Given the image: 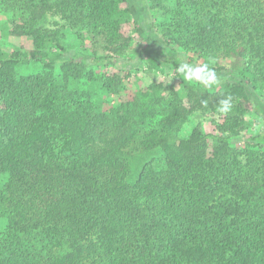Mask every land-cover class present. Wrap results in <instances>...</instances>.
I'll use <instances>...</instances> for the list:
<instances>
[{
    "label": "trees",
    "instance_id": "trees-1",
    "mask_svg": "<svg viewBox=\"0 0 264 264\" xmlns=\"http://www.w3.org/2000/svg\"><path fill=\"white\" fill-rule=\"evenodd\" d=\"M6 1L9 36L31 50L0 49V264H264V136L235 146L252 113L264 120V0ZM130 23L149 69L194 58L219 89L153 84L103 111L124 80L90 66L125 56ZM27 64L45 74L18 75ZM197 115L214 130L181 137Z\"/></svg>",
    "mask_w": 264,
    "mask_h": 264
},
{
    "label": "rangeland",
    "instance_id": "rangeland-1",
    "mask_svg": "<svg viewBox=\"0 0 264 264\" xmlns=\"http://www.w3.org/2000/svg\"><path fill=\"white\" fill-rule=\"evenodd\" d=\"M10 3V2H9ZM8 1L0 0V49L3 53L10 55L14 51H20L21 53H28L31 50L30 41L25 38H15L8 34L10 29L9 22L11 21V14L8 12ZM19 16V13L17 14ZM159 17L158 14H154V20ZM18 21V19H17ZM47 29H59L65 34V45L68 46L70 51H79L86 54H90L91 47L87 41H83L74 35L72 31L65 25L59 17L49 15L44 24ZM123 34L131 40L130 49L123 57H115L103 66L91 65L90 68L96 70L100 74L112 78L118 76L124 80V90L117 96L112 95H99L96 99L99 107L103 111H108L109 108L118 105L123 102H130L135 93L145 91L150 85L162 84L163 86H170L175 90H180L182 84H194L198 85L201 90H215L219 89L218 86L205 84L200 81L185 80L183 75L176 69H161L160 71L155 69H149V59L142 55V50L145 47V43L134 32V26L132 23L126 24L122 27ZM143 56V57H142ZM194 62V66L200 65V62L191 58ZM127 61V63H126ZM92 62V61H90ZM129 62V64H128ZM138 62V64H137ZM131 64H137L138 69H132ZM230 61L222 63V66L228 71L230 68ZM58 66V65H57ZM45 74L42 67L36 64H27L22 66L18 70V75L21 76H33L38 77ZM129 74V77L127 75ZM60 71L56 70L54 78L60 81ZM223 81H227L226 76L222 78ZM258 95L264 102V91H257ZM216 118L210 115H197L191 119L190 124L183 127L180 132L181 137H188L191 128L193 126H200L205 133H211L214 130V123ZM251 126L242 133L239 141L236 143L238 150H244L247 147L252 146L249 142V137L261 134L264 136V120L255 116L253 113L250 117ZM249 142V144L247 143ZM255 149L264 151V145L256 146ZM5 180L0 177V187L4 184ZM1 228V226H0Z\"/></svg>",
    "mask_w": 264,
    "mask_h": 264
},
{
    "label": "clouds",
    "instance_id": "clouds-1",
    "mask_svg": "<svg viewBox=\"0 0 264 264\" xmlns=\"http://www.w3.org/2000/svg\"><path fill=\"white\" fill-rule=\"evenodd\" d=\"M177 71L183 75L185 80L200 81L205 84H212L217 82L216 73L205 66H194L189 63L181 62ZM229 99L221 102L222 107L219 109L221 112L227 113L230 108Z\"/></svg>",
    "mask_w": 264,
    "mask_h": 264
}]
</instances>
